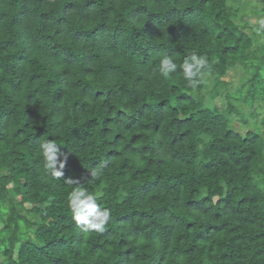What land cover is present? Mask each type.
<instances>
[{"label": "trees", "instance_id": "1", "mask_svg": "<svg viewBox=\"0 0 264 264\" xmlns=\"http://www.w3.org/2000/svg\"><path fill=\"white\" fill-rule=\"evenodd\" d=\"M256 1L0 0V264H264V133L240 111L264 109ZM76 187L110 212L103 231L73 219Z\"/></svg>", "mask_w": 264, "mask_h": 264}, {"label": "clouds", "instance_id": "2", "mask_svg": "<svg viewBox=\"0 0 264 264\" xmlns=\"http://www.w3.org/2000/svg\"><path fill=\"white\" fill-rule=\"evenodd\" d=\"M255 31L259 35H264V18L258 21V27ZM209 64L206 56H200L195 53L184 58L179 65L183 79L187 86L195 88L200 83L201 73L207 69ZM178 65L174 60L164 55L158 66V71L164 77L177 72ZM42 153L43 164L53 177H63L64 168L67 163L69 153L63 152L55 140H43L39 143ZM96 176V172H92ZM71 183H79V180L68 178ZM68 204L72 211L73 219L77 224L84 225L85 230L103 231L105 224L110 219V212L107 209H101L96 202V197L87 192L82 187H76L68 194Z\"/></svg>", "mask_w": 264, "mask_h": 264}, {"label": "rangeland", "instance_id": "3", "mask_svg": "<svg viewBox=\"0 0 264 264\" xmlns=\"http://www.w3.org/2000/svg\"><path fill=\"white\" fill-rule=\"evenodd\" d=\"M254 1L257 2L256 0H254ZM255 8L259 9L258 6H255ZM262 18H264V16H261L259 18L256 16H247L246 18L243 19V21L252 27L256 23H258V21ZM241 78H242V74L234 73L233 71H229L226 78H224L223 81L229 83L230 86H229L228 90L231 92H234V89L239 87V85L241 83ZM209 87H210V85H209ZM225 95L226 94L222 95L221 98H218L217 100H215L213 106L216 105V107H218L220 110H226L228 104H227V101L225 99ZM240 111H242V113H244L245 115H249L251 112H255L257 114L258 118H256V119L255 118H252V119L249 118V124L255 125L256 127H258L260 129V131H262L264 133V127H262V125H261V121L264 119V109H262V108L258 109V104H256L253 108H249L247 105H243V107ZM233 127L236 130V132H238L241 135H245L249 130L250 131L254 130V129H252V127L242 126L238 120H235ZM0 228H1V225H0Z\"/></svg>", "mask_w": 264, "mask_h": 264}]
</instances>
